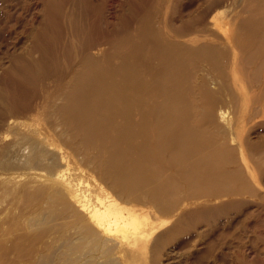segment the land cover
I'll return each instance as SVG.
<instances>
[{
  "label": "bare ground",
  "instance_id": "6f19581e",
  "mask_svg": "<svg viewBox=\"0 0 264 264\" xmlns=\"http://www.w3.org/2000/svg\"><path fill=\"white\" fill-rule=\"evenodd\" d=\"M177 5L131 0L134 23L82 26L78 55L71 10L64 32L32 33L38 56L12 57L0 91V264H125L165 224L152 208L173 219L157 238L195 228L199 244L202 218L227 217L233 196L256 193L246 155L264 171V139L243 132L264 116V0H207L175 19ZM62 64L71 70L35 103L22 71L50 78ZM38 106L47 125L21 130L15 118Z\"/></svg>",
  "mask_w": 264,
  "mask_h": 264
},
{
  "label": "rangeland",
  "instance_id": "374dc122",
  "mask_svg": "<svg viewBox=\"0 0 264 264\" xmlns=\"http://www.w3.org/2000/svg\"><path fill=\"white\" fill-rule=\"evenodd\" d=\"M172 1L178 2V5L174 10L170 11L173 14V18L178 19V11H181L183 17H185L190 12L194 14L197 9H206L205 6L202 8V5L207 0ZM130 3L131 0H0V91L4 90V87H8V81L12 77V72L8 71V68L12 64V57L19 56V58L28 61L38 56L37 51L30 52L31 48L33 50L37 49L36 35H40L41 31L49 32L51 30L54 33L56 29H59V33L64 32V21L67 19L68 11L72 10L77 17L82 19V22L78 23L79 29L77 36H74L72 40L73 47L76 50H79L77 53L78 55L83 50L81 41L84 39V34H86H83L82 26L87 24L86 29H90L95 24L96 28H101L103 31L110 30H106L105 28L115 30L121 28L124 30L126 25L128 27L134 23L138 11H126V8L130 6ZM200 4L201 7L197 8ZM162 10L163 7L158 15L160 16V20L166 18L167 23V14L170 9H166V14L165 9ZM85 13L88 16L89 22L84 21L83 16H85ZM121 16H123L122 19H120ZM98 18L100 24L95 23ZM91 19L93 22H91ZM77 20L78 19H76L75 22ZM124 24L126 25L124 26ZM176 24L178 23L176 22ZM165 27V30L167 31H177L178 29L177 25L172 26L171 28L169 25H166ZM115 30H113L115 34L122 31ZM34 32L36 35L32 36V33ZM86 40L87 37H85V41ZM34 43L35 47H33ZM49 63H51V61H49ZM16 64L19 65V62ZM31 65L26 71L22 72H26V76L33 79L35 89V95L33 94V98L35 99V103L44 99V96L52 90L51 87L56 83L55 81L58 77L62 79L65 78L67 73L71 70L69 69L66 71V68L62 64L59 70H55L49 74V78L43 73L40 76L37 71H34ZM21 66L22 65L20 64L19 67ZM16 71L19 70L17 69ZM51 76H53V78ZM18 77H16L17 81L22 80V77ZM40 109L41 108L38 106L36 110L31 112L33 114L27 113L28 115L25 114L15 118L18 123L20 121L21 124L19 127L21 130H28L31 127H37L38 124V127L47 125L45 120H42V118H40L41 116H39L38 111H40ZM34 120L37 121V123ZM21 125L24 126V129ZM247 133L252 140L264 139V116L257 117L255 121L245 124L243 136ZM49 147L55 150L58 149L59 153H63L66 150L69 151V149L58 142H55L53 147ZM250 152L251 155H256L257 153L252 152L251 150ZM246 159L249 161L254 171L253 173H248L247 170L245 172L251 180V184L255 188L256 193L252 195L245 193L241 196H233V201H236L227 206L229 207L227 217H224L222 213H220L221 215H217L216 218L211 215L202 218V221L197 225V228L206 229L207 224L204 222L209 220V229L207 228L208 230L205 231V236L203 238H197V240H200L199 244V241L194 240L195 228L188 230V228L183 227V229L178 232V235L172 237L169 242L165 240L164 237L157 238L156 235L158 232H162L164 227L170 224L169 221H172L173 219L152 208L153 210L151 209V214H149L150 217L156 215L157 217H160L157 222L163 220L165 221V224L162 227L157 228L154 233L150 235L149 239L145 242V245L142 244V246L139 244L134 248L133 252L127 251L125 253L126 261L124 263L264 264V171L261 169L259 170V168L255 166L254 162L250 159V156L246 155ZM73 166L74 165L70 166L71 169ZM21 168H17L16 172L20 174L23 171L27 172L30 170H27L24 167L22 168L23 171H21ZM18 169H20V171H18ZM82 175H80V178L83 177L82 179L85 181V176H87V174L84 173ZM88 177L89 176H87V178ZM209 203L210 204L207 205L218 204V202ZM9 208H12L11 212L15 213L14 215H17V211L20 209L19 207L18 209L14 208L13 205ZM226 212L227 210L223 211V213ZM54 234L55 233L51 235ZM156 240L158 241V246L162 245V248L159 249L153 246L156 245ZM193 244L195 246H193ZM150 246L151 248H149ZM149 251L152 252L151 255ZM109 257L119 262V258H117L116 255L111 253ZM103 259L105 261L106 258L103 257L101 260Z\"/></svg>",
  "mask_w": 264,
  "mask_h": 264
}]
</instances>
